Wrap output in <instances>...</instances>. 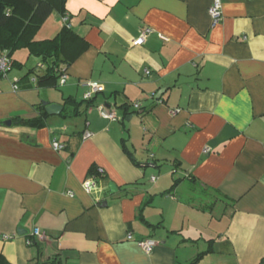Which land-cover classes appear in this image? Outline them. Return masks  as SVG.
I'll return each mask as SVG.
<instances>
[{"label": "crops", "instance_id": "0c3cea01", "mask_svg": "<svg viewBox=\"0 0 264 264\" xmlns=\"http://www.w3.org/2000/svg\"><path fill=\"white\" fill-rule=\"evenodd\" d=\"M57 1L35 40L68 26L88 47L61 89L26 77L40 59L25 49L0 79V255L8 264H190L207 252L199 264H264V0H220L215 26L213 0H66L64 17ZM144 28L146 42L132 46ZM87 82L103 92L63 118V100L81 102ZM44 102L62 107L44 127L13 123ZM100 105L119 120L101 118ZM53 139L64 148L53 151ZM87 179L98 190L86 193ZM189 185L211 201L182 199ZM35 229L48 240L27 246ZM146 239L157 243L148 254L138 244Z\"/></svg>", "mask_w": 264, "mask_h": 264}, {"label": "trees", "instance_id": "16d2710c", "mask_svg": "<svg viewBox=\"0 0 264 264\" xmlns=\"http://www.w3.org/2000/svg\"><path fill=\"white\" fill-rule=\"evenodd\" d=\"M66 0H58L59 14L64 17V3ZM54 9L52 0H0V54L6 52L11 61V69L19 67V64L11 60V56L22 49L27 50L29 56L40 59L43 69L34 68L29 70L26 77L33 75L37 87H50L59 89L58 80L61 74L67 71V67L82 53L88 44L82 37L73 32L70 27L64 26L52 39L37 41L35 35L43 22ZM0 79L2 77L0 76ZM93 98L89 101L76 102L71 98L63 100L62 117H75L82 112L79 106L86 104L87 109L92 105ZM71 109L70 114L66 110ZM38 114L32 119L15 118L13 123L19 126H28L39 129L45 126L48 114L43 105L38 106ZM133 162L134 159L129 153ZM90 169V174L94 172ZM179 180H175L170 189L177 186ZM199 254L190 264H197L206 255ZM0 264H8L0 255Z\"/></svg>", "mask_w": 264, "mask_h": 264}, {"label": "built area", "instance_id": "2783aa9c", "mask_svg": "<svg viewBox=\"0 0 264 264\" xmlns=\"http://www.w3.org/2000/svg\"><path fill=\"white\" fill-rule=\"evenodd\" d=\"M208 14L212 22V26L217 25L221 19H222V13H221V1L220 0H213L210 8L208 9ZM67 19H63V22L66 23ZM151 34V30L148 28H144L140 31L139 36L132 41V46H142L149 35ZM161 38V37H160ZM163 39V38H161ZM37 69H43L44 67L41 64H38L36 66ZM11 70V61L10 58L7 56L6 52H2L0 54V76L2 78H5L8 74V72ZM146 76L149 74L148 71L145 72ZM34 78V77H33ZM35 81V78L33 79ZM67 81V72H63L58 80V86L59 88L63 87ZM17 83L18 80L14 79V85L13 90H17ZM84 87L86 88L85 93L82 96L83 101H89L91 100L96 94H99L103 92V87L97 83L94 82H87ZM133 109L137 110L140 108L138 103H135L132 105ZM97 111L101 118L108 120V121H117L119 120V117L117 116L116 112L114 110L110 111L108 110L104 105H100L97 108ZM89 137V134L85 135V138ZM51 147L53 151L58 152L62 150L64 147L59 144L56 140L53 139L51 141ZM98 175H102L103 171L98 169L97 170ZM151 181H154V178H151ZM83 189L86 193H90L93 190H98V187L93 183L91 179H87L83 182ZM12 239V236H3V240H10ZM127 239H131V235L129 234L127 236ZM34 240H39L41 242H46L48 240V236L44 233L39 231L38 229H35L32 234L29 236V238L26 239L27 246H31L34 243ZM139 247L143 250L145 253H150L153 248L157 245V243L152 239H146L143 241L138 242Z\"/></svg>", "mask_w": 264, "mask_h": 264}, {"label": "rangeland", "instance_id": "374dc122", "mask_svg": "<svg viewBox=\"0 0 264 264\" xmlns=\"http://www.w3.org/2000/svg\"><path fill=\"white\" fill-rule=\"evenodd\" d=\"M20 51V50H19ZM15 54V53H14ZM14 59L15 60H19L18 59V57L17 56H15L14 57ZM31 65V62L28 64V66H30ZM12 70V69H11ZM13 70H16V67L13 69ZM10 72V71H9ZM8 72V73H9ZM62 88V87H61ZM60 88V89H61ZM166 168V167H165ZM176 177H180L179 175H176ZM189 188L191 189V192H190V189H188L189 190V192H190V194H186V193H184V191L182 192L183 193V196L181 195V197H182V199H189V195L192 197V199H191V201H193L195 204H197V205H201V204H204V203H206V200H207V198H209L208 200H210L211 201V196H212V194H209L210 195V197L206 194V193H204V192H201L200 191V189L199 188H197V187H195V186H193V185H189ZM187 189V188H186ZM188 197H187V196ZM217 198V197H216ZM213 201V200H212ZM206 247H204V249H205ZM203 259V257L198 261V263L197 264H199L200 262H201V260Z\"/></svg>", "mask_w": 264, "mask_h": 264}, {"label": "water", "instance_id": "95a60500", "mask_svg": "<svg viewBox=\"0 0 264 264\" xmlns=\"http://www.w3.org/2000/svg\"><path fill=\"white\" fill-rule=\"evenodd\" d=\"M42 105L44 106L45 112L48 115H58L62 111V107L59 106V105H55V104L49 105L48 103H45V102L42 103ZM5 125L6 126H10L11 125V122L10 121H7V122H5ZM107 188H108L110 194H112L113 192L116 191V187H115V185L113 183H109ZM104 205H106V204L104 203Z\"/></svg>", "mask_w": 264, "mask_h": 264}]
</instances>
